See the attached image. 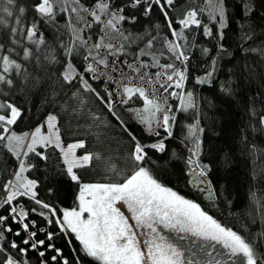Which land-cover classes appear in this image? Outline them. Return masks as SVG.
Here are the masks:
<instances>
[{
    "label": "trees",
    "instance_id": "16d2710c",
    "mask_svg": "<svg viewBox=\"0 0 264 264\" xmlns=\"http://www.w3.org/2000/svg\"><path fill=\"white\" fill-rule=\"evenodd\" d=\"M37 2L16 0L14 9L24 7L21 24L25 28L36 24L38 34L44 41L40 51L52 56L53 62L46 60L43 55L37 61L35 46L17 36L16 39H20L24 47L34 53L30 59H23V49L10 39V29L14 26L19 28L14 23L17 15L14 9L13 17L4 14L5 26H0V44L4 45L0 55H10L22 65L20 75H12L13 85L10 88L0 85V103L10 102L21 113L16 123L10 126V132L30 137L32 131L43 125L49 115H56L62 145L83 141L85 148L77 149V154L89 152L94 156L91 167L75 169L83 183L122 181L132 170L128 158L134 143L150 145L163 140V152L146 149L148 156L143 166L149 169L152 176L163 186L197 203L225 228L236 231L264 250V239L261 238L264 233V125L260 123V117L264 115V0H224L226 22L223 29L219 28L218 18L215 21L210 18L207 0H175L174 5L168 9L169 19L174 22V26H178V21L188 11L204 10L198 15L201 27L187 30V39L181 42L189 60L184 65L176 62L178 68L187 69L188 78L184 87L186 92L193 93L196 107L178 111L179 100L169 96V104L165 107L173 110L170 115L176 119L172 127L173 135L167 139L162 129H155L159 131V136L155 135V131L148 133L146 126L140 124L135 115V110L143 107L142 100L133 96L128 104H122L117 100L118 95H115L116 85L109 79V76L116 77L119 82L126 79L119 74L118 68L123 67L127 72L131 68L120 61L139 65L142 60L150 65L151 56L136 59L142 48L154 52L161 64L174 62L163 46L164 38L171 37L159 8L154 6L151 14L145 15L143 4L130 7L131 0H109L112 11L124 8L122 14L126 18L135 17V22L126 19L118 25L130 37V41H122L116 33H113L114 38H105V43H112L114 49L124 44V54L107 57L102 49L101 53L109 60L108 67L99 68L96 79L85 74L91 88L95 89V92H86L80 87L78 78L68 84L62 82V74L66 63H71L77 73H84L88 63L96 66L94 61L85 60L84 57L96 37L103 36L98 30L102 25H94L89 29L85 27L86 21L91 19L88 13L80 12L85 21L78 23L75 13L61 12V8L77 6L66 4L64 0H58L55 6V19L40 21L33 11V5ZM93 2L81 0L90 10ZM204 26L211 29L210 36L204 35ZM73 28L84 29L79 34L88 40L86 46L78 45ZM220 31L222 38L218 34ZM152 38H155L154 47L147 49V41ZM9 48H14L15 52H8ZM68 49H72L71 56L68 55ZM149 68V71L146 68L140 69L144 81L156 69ZM106 69H110L111 73H107ZM209 72L212 75L207 77ZM132 78V81L142 82L136 73ZM197 79H205L206 82L198 84ZM107 88L112 92V98L115 97L112 99L111 111L96 95L99 93L100 97L107 100ZM197 121L203 129L199 162L209 169L205 179L210 182L208 184L214 194L213 200L207 198L202 187L194 188L189 183L192 174L186 161L191 144L186 136L188 126ZM132 136H135V141ZM26 142L23 150H26ZM23 150L20 158L28 169V177L37 184L34 189L36 198L55 209L57 216L53 217L47 209L28 197H18L12 206L17 207L18 211L23 208L28 212L24 222L29 223V230L24 232L22 224L12 223L9 219L5 223L14 231L5 233V240L0 241V244L7 245L15 241L20 247L27 248L22 240H33L31 233L35 232L33 242L45 240L43 248L29 250L24 257L19 256L17 250L9 249L25 264H61L63 259H67L69 264H75L77 258L80 264H95L80 252L79 242L74 236L60 233L54 223L55 219L62 216L63 210L75 207L79 191V186L67 176L62 154L52 146L46 149L38 147L36 151L47 157L44 160L34 153L25 157ZM96 156L100 159L97 160ZM19 163L20 159L8 151L7 142H0V215H9V206L4 204V186L12 181ZM109 166L116 171L110 170ZM15 231H20L21 235L16 236ZM48 233H53L51 241L46 239ZM48 244L55 245L63 254L55 262L50 258L56 252L48 249ZM40 251H45L44 257L39 256Z\"/></svg>",
    "mask_w": 264,
    "mask_h": 264
},
{
    "label": "snow or ice",
    "instance_id": "6c2138e0",
    "mask_svg": "<svg viewBox=\"0 0 264 264\" xmlns=\"http://www.w3.org/2000/svg\"><path fill=\"white\" fill-rule=\"evenodd\" d=\"M58 0H38L33 5V11L39 17L40 21H48L55 19L56 4ZM66 4L77 6L64 7L59 9L61 12L75 13L76 21H85V17L79 13H88L91 17L86 21L85 27L92 28L94 25H102L98 30L103 33V36H97L94 43L89 47L85 60L95 62L88 63L84 68V73H77L71 63H66L65 70L62 74V82L71 84L77 78L80 81V87L86 92H95L91 88L88 78L85 74H90L91 79H96L99 68L108 67L109 60L104 57L101 50H104L107 57H118L124 54V44L120 48H115L112 43H105V38H114L113 33L118 34L122 41H130V37L118 27L126 19L130 22H135V17L126 18L122 13L124 8L117 11H112V5L109 0H94L91 10L81 3V0H64ZM175 3V0H131L130 7H139L145 5V15L151 14L153 7L159 8L170 33V39L165 37L163 46L166 48L173 58L174 62L161 64L154 52H148L145 49H140L136 59L140 57L151 56L152 63L149 65L140 60L139 67L131 68V70L140 75L141 68L155 67L160 71L149 76L147 81H141L147 85H158L157 91L161 92L160 97L155 96V92L149 95L145 87L130 86L132 77H126L127 84L122 87V94L119 97L122 104L128 102L137 96L142 100L143 107L135 110V115L140 124L146 126L149 134H152L155 129H162L167 135L165 139L171 138L172 127L175 123V116L170 115L173 111L171 108H166L167 100L164 99L165 94L173 99L179 100L178 111H188L196 107L192 92L185 91V81L187 80V69L178 68L176 62L184 65L189 60L184 49L182 41H186L185 35L187 30L191 28H200L201 20L198 18L200 10H190L184 17L178 21V26H174V22L169 19L168 9ZM209 8V16L214 21L219 22V28L223 29L226 22V12L224 0H207ZM16 0H0V26H5L4 14L7 17L16 15L15 25L12 27L11 42L23 49V59H30L34 53L31 49L24 47L17 36L23 38L28 43L36 48L35 56L37 61L43 55L46 60L53 62V57L45 55L40 51V45L44 43L42 36H39L36 24L33 23L26 28L21 24L20 17L23 16L24 7H15ZM14 9V10H13ZM106 19H102L105 18ZM84 29L73 28L76 42L80 47L88 44V40L82 37L79 33ZM204 35L210 36L211 29L207 26L203 28ZM222 38V31L218 33ZM91 39V37H89ZM140 39V37H136ZM149 39L146 44L147 49L154 47L153 40ZM4 50V45L0 44V51ZM206 51V50H205ZM8 52H15L14 48H9ZM19 55V53H17ZM72 49H68V55L71 56ZM121 64L126 63L120 61ZM213 61V65H214ZM22 65L10 55H0V85L11 87L13 85V74L20 75ZM117 70V69H114ZM144 75H148L145 73ZM207 77L212 75L211 72L206 74ZM109 79H112L109 76ZM205 79H197L196 83L203 84ZM169 89H173L169 91ZM176 89L180 90L179 92ZM75 95V94H73ZM97 97L106 104L109 111L112 110V92H107L108 99L96 93ZM131 111V109H130ZM0 142H7V149L13 155L20 159L18 171L15 174V183L9 181L4 186L6 198L4 204L9 206V215H0V241L5 240V233H13V228L5 222L11 219L12 223L22 224L23 231L28 232L29 223L24 221L28 217V212L20 208L12 206L13 201L18 197H28L34 200L37 205L47 209L53 217L57 216V212L49 204L38 200L37 193L34 189L37 184L33 180L24 177V173L28 170L25 162L21 159V151L25 148L24 141L28 140L26 150H23V156H28L34 153L41 159L46 160L47 157L41 152H37V147L47 148L54 147L60 151L63 158V164L66 166V173L70 180L79 186L78 204L71 210H63L62 216L55 219L54 223L58 226L60 233L72 234L76 241L79 242L80 252L90 258L95 264H183V253L164 236L160 229H166L171 232L190 234L203 241L214 242L221 245L227 250V255L232 260V264H264V250L258 248L252 241L246 240L241 234H238L232 229L225 228L215 218L204 211L197 203L192 202L176 191L163 186L150 173L149 169L144 167L145 160L148 156L146 149L151 148L159 152L165 150L163 140L150 145H141L135 142L129 156L130 173L120 182L111 183H83L81 177L74 169H83L91 167L94 156L92 153L85 152L77 155V149L85 148L83 141L68 144L66 147L61 143L59 128L57 126V116L49 115L46 118L47 132L42 131L43 126H38L29 138L27 135L18 136L14 132H10V126L14 125L21 115L19 109L10 102L0 103ZM162 114V115H158ZM260 123L264 125V115L260 117ZM127 130V129H126ZM203 129L199 127V122L189 125L186 138L190 141L191 146L188 148L190 152L187 158V165L191 169V174L194 177L193 183L202 187V190L207 193V198L214 199V194L210 188L205 187L210 183L206 181L207 171L206 165H201L199 156L202 151V141L200 136ZM155 135L159 136V131H155ZM135 141V136H132ZM97 160L99 156L95 157ZM110 170L116 171L114 167ZM120 174V173H118ZM122 205L126 208V215L122 211ZM32 211H35L33 209ZM47 219V217H45ZM130 220L134 223H130ZM34 223V222H33ZM52 223V221H49ZM138 229L145 230V239L142 241L138 238ZM16 236H20V231H15ZM33 240L36 236L35 232L31 233ZM264 239V233H262ZM48 241L53 239V233H48L46 236ZM23 239L22 244L27 248L20 247L15 241H10L7 245L0 244V264H25L23 260H19L14 256L9 249L17 250L19 256H27L29 250L35 251L38 248L45 246V240ZM47 248L55 250L56 255L51 256L53 262L57 261V257L63 254L60 249L53 244H48ZM205 255H212L207 249H201ZM40 257L45 256V251L39 252ZM61 264H69L67 259H63ZM75 264H80L77 258ZM217 264H220L217 261Z\"/></svg>",
    "mask_w": 264,
    "mask_h": 264
},
{
    "label": "rangeland",
    "instance_id": "374dc122",
    "mask_svg": "<svg viewBox=\"0 0 264 264\" xmlns=\"http://www.w3.org/2000/svg\"><path fill=\"white\" fill-rule=\"evenodd\" d=\"M40 126H43L42 131L46 133L47 132L46 121L43 125ZM34 130L32 131V133L34 132ZM28 142L29 141L27 140L26 146ZM24 177L31 180L27 175V171L24 173ZM12 182L15 183V175L12 179ZM77 204H78V199L76 198L75 207L77 206ZM117 207H121L122 211H124L126 215H130L129 213H127L126 208L123 207L122 205H117ZM67 210H71V209H67ZM130 223H134V222L130 220ZM137 231H138V238L143 241L146 238L144 235L145 230L138 229ZM160 231L164 236L168 238L169 242L173 243L178 248V250L183 253V257H182L183 264H217V261H219L220 264H232V260L227 255V250L223 249L221 245L215 244L214 242L200 240L196 237L191 236L190 234L171 232L162 228L160 229ZM201 249H207L209 252L212 253V255L210 256L205 255L203 251H201Z\"/></svg>",
    "mask_w": 264,
    "mask_h": 264
},
{
    "label": "built area",
    "instance_id": "2783aa9c",
    "mask_svg": "<svg viewBox=\"0 0 264 264\" xmlns=\"http://www.w3.org/2000/svg\"><path fill=\"white\" fill-rule=\"evenodd\" d=\"M115 63L118 64L119 62L116 60ZM129 65H131V68L139 67L138 64H130L128 62L125 63L126 67H129ZM146 69H147V71L151 70V68H146ZM118 71H119V74H122L124 77H127V76L133 77L134 76V72L131 71L130 69H129L130 72H127V71H125V68L122 67V68H118ZM157 71H160V69L156 68L153 72L149 73L148 78H149V76H151L153 73H155ZM106 72L111 73V70L106 69ZM139 76L141 77L142 74H140ZM112 82L116 85L115 86V95H118L117 100L120 102L119 97L121 96V94H120L121 88L124 84L128 83V80L123 78V80L121 82H119L116 77H114V78L112 77ZM130 86L145 87L146 91L149 95H151L153 92H155V95L157 97H160V95H161V92L156 90L158 88V85H150V87H149V85H147L143 82L139 83L138 80H135V81H132ZM107 91H109V88H107ZM114 98L115 97H113L112 99H114ZM164 98H165V100H167V104H169L170 97L168 95H166V96H164ZM160 115H162V114H160Z\"/></svg>",
    "mask_w": 264,
    "mask_h": 264
},
{
    "label": "water",
    "instance_id": "95a60500",
    "mask_svg": "<svg viewBox=\"0 0 264 264\" xmlns=\"http://www.w3.org/2000/svg\"><path fill=\"white\" fill-rule=\"evenodd\" d=\"M193 180H194V177L191 175V176L189 177V183H190V186H192V187H194V188L201 187L200 185L193 183ZM205 187L210 188V185H209V184H206Z\"/></svg>",
    "mask_w": 264,
    "mask_h": 264
}]
</instances>
